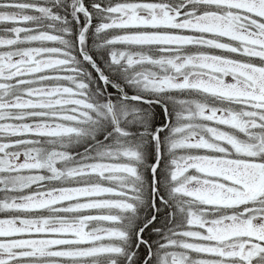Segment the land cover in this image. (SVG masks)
Returning a JSON list of instances; mask_svg holds the SVG:
<instances>
[{
	"label": "snow or ice",
	"instance_id": "1",
	"mask_svg": "<svg viewBox=\"0 0 264 264\" xmlns=\"http://www.w3.org/2000/svg\"><path fill=\"white\" fill-rule=\"evenodd\" d=\"M0 264H264V0H0Z\"/></svg>",
	"mask_w": 264,
	"mask_h": 264
}]
</instances>
